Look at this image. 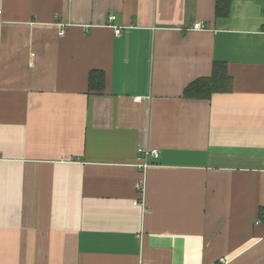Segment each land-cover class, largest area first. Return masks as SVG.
I'll return each instance as SVG.
<instances>
[{
    "label": "crops",
    "instance_id": "crops-1",
    "mask_svg": "<svg viewBox=\"0 0 264 264\" xmlns=\"http://www.w3.org/2000/svg\"><path fill=\"white\" fill-rule=\"evenodd\" d=\"M0 264H264V0H0Z\"/></svg>",
    "mask_w": 264,
    "mask_h": 264
},
{
    "label": "trees",
    "instance_id": "trees-1",
    "mask_svg": "<svg viewBox=\"0 0 264 264\" xmlns=\"http://www.w3.org/2000/svg\"><path fill=\"white\" fill-rule=\"evenodd\" d=\"M232 0H215V16L224 17L229 13ZM105 86V74L92 70L89 73V89L100 91ZM231 89V78L227 74L223 62H215L212 72L207 77H199L191 81L183 90V97L208 99L215 92H225Z\"/></svg>",
    "mask_w": 264,
    "mask_h": 264
},
{
    "label": "built area",
    "instance_id": "built-area-1",
    "mask_svg": "<svg viewBox=\"0 0 264 264\" xmlns=\"http://www.w3.org/2000/svg\"><path fill=\"white\" fill-rule=\"evenodd\" d=\"M115 20V15H110L109 16V22L112 24V22ZM202 26L200 23H195L193 25V28L194 29H200ZM114 32L116 34H119L121 32V28L118 26H115L114 27ZM64 34V29H59L58 30V35L59 36H62ZM138 152H139V160L141 161V163H139V166L143 169L147 168L150 163L148 161V157L151 156L153 158H157L159 156V153L157 151V149H142V148H138ZM143 187H144V184L142 182V184H137V189H139V191L141 193H143Z\"/></svg>",
    "mask_w": 264,
    "mask_h": 264
}]
</instances>
